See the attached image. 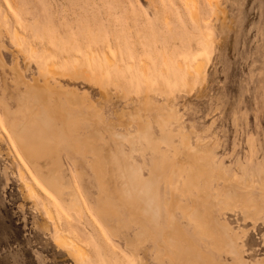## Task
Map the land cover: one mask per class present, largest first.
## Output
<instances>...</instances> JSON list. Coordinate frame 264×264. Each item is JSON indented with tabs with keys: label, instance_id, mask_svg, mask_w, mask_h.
Instances as JSON below:
<instances>
[{
	"label": "rangeland",
	"instance_id": "rangeland-1",
	"mask_svg": "<svg viewBox=\"0 0 264 264\" xmlns=\"http://www.w3.org/2000/svg\"><path fill=\"white\" fill-rule=\"evenodd\" d=\"M0 8V131L3 125L10 129L24 81L48 85L51 101L77 125H69V134L110 161L102 191L91 169L94 155L73 150L68 138L62 159L70 187L60 209L29 194L20 177V168L27 169L0 135V264H79L54 243V223L71 245L85 249L80 264H171L162 230L146 221L154 238H137L141 215H133L137 207L123 190L112 153L120 144L114 131H132L127 139L150 142L143 131L154 126L160 136L159 125L165 128L174 112L176 129L194 145L185 140L192 164L169 175L182 177L173 216L185 232L183 244L217 264H264V0H0ZM5 24L11 33L3 31ZM50 57L70 76L46 69ZM199 58L207 59L204 79L186 90L167 84L178 63ZM152 63L158 75L150 71ZM56 125L61 130L62 120ZM93 133L101 138H88ZM179 140L175 145L183 148ZM149 153L136 156L145 174ZM72 190L84 202L81 211L68 205ZM162 193L171 197L164 185ZM43 201L54 210L52 218ZM168 227L162 219L163 230Z\"/></svg>",
	"mask_w": 264,
	"mask_h": 264
},
{
	"label": "crops",
	"instance_id": "crops-1",
	"mask_svg": "<svg viewBox=\"0 0 264 264\" xmlns=\"http://www.w3.org/2000/svg\"><path fill=\"white\" fill-rule=\"evenodd\" d=\"M28 82L31 83L30 81ZM24 85L27 87V84H25V82ZM26 87L23 94L18 98V109L15 112V117L13 116L10 122V129L13 131L14 136H16L19 147L29 164L32 166V168L37 169L39 175L38 177L61 200L67 202V189L70 186L66 185L65 183L66 172L62 159V148H64L65 144L68 141V138H70L75 142L72 147L73 150L81 153H84L86 151L94 155L95 159L94 162L91 163V169L97 176L98 184L101 190L104 191V189L106 188L105 176L108 172V165L110 161H106L103 153L100 150L96 149L93 145L89 144L88 141L82 140L81 138H77L75 136H71L69 134V125H77L73 120L69 119V115L61 109V106L58 103V111L57 108H48L41 111L42 108L39 109V105H37L39 104V99L35 97V95L29 96L27 94L28 87ZM23 99L26 101H23ZM1 103L4 106V113L7 116L12 114L7 102L2 101ZM46 103L49 107L57 105L55 102L53 103L51 101L50 97H48ZM29 105L34 106L30 109L33 112H29ZM28 106L29 108H27ZM37 108L41 111L40 113ZM42 112H44L45 114H42ZM30 113H32L33 115H30ZM34 114L37 115L35 116L36 120H34ZM46 114H49L48 116L51 117L45 116ZM27 115L30 116L31 119L28 118ZM159 116H161V114ZM32 117H34V122L32 121ZM47 117L50 119V121L47 120ZM172 117L173 119L169 121L168 125L165 128H161V126L159 125L161 135L158 137H156L153 133L154 126L152 132L147 129L143 131V134L150 138V142L139 140L138 138H140V136H135V142L133 140L127 139V137L132 134V131H128L126 133L114 131V136L117 140H119L120 144L118 146L119 151L112 153V158L115 160L117 172L120 178L123 180L122 187L124 192L126 193L129 200L132 201V203L137 207L135 211H132L133 215H136L135 212H139V214L141 215V218L137 221L140 226L139 232L137 233V238H154V234H152L153 232L151 228L148 227L146 223V221H148L153 224L152 227L157 231V233L159 230H162V238H165L166 240V254L170 256L171 264H217L215 260L207 254L204 255L203 253H192L191 243H189L188 246L185 247V245L183 244L184 241L182 240L185 238V232L176 224L175 216H173V210L176 209V205L178 202V195H182L180 191L181 179L179 178L177 181H175L174 179H170L169 175L171 171H174V169L177 170L182 164H186L188 166L192 164V155H190L188 152V149H190L191 146H188L185 140H188L191 144L192 142L188 137H185L182 132H179V130L176 129L174 125L176 112L173 113ZM58 118L62 120V129L60 128L61 130H59L58 126L56 125V120ZM14 119H19L21 121V124L17 126V122L15 123ZM46 120L49 122L52 121L50 124H46V127L49 128L48 130L45 127ZM25 126L31 128H36L37 126L38 128H41V130H39L40 132L30 138L28 144L22 143L21 139L17 135V133H19L20 131L19 127ZM44 128L46 130H44ZM136 128L137 134L139 130V126L137 124ZM50 130L52 131L49 132ZM118 133L123 134L124 138H120L121 136H118ZM58 137L62 139L60 140V138ZM176 137L180 138L179 141L183 145V148H178L175 145ZM88 138L100 139L101 136L99 134L93 133L90 134ZM41 139H44V141H46L47 143L45 144L43 140L41 141ZM39 140L41 141L40 144ZM123 142H127L130 145L129 150H126L124 148ZM29 144H31V147L29 146ZM148 151H150V153ZM148 153L151 158V164L147 165L149 173L145 174V166L143 165V162L138 161L136 156L141 155L142 157H144L148 155ZM150 181L158 182L157 184L156 182L151 184L152 194L149 192ZM57 185L58 187H55ZM163 185L170 191L171 197L168 199L163 197ZM76 194L77 192L75 190H72L71 201L74 200ZM188 196L190 195L188 194ZM107 202L109 203L108 200ZM189 206L190 207L186 205V210H190L188 213H191L192 206L190 204ZM91 210L93 209L91 208ZM162 219L168 220L169 227L166 230H163L162 228ZM54 243L60 248L66 249L69 252L70 256H72L77 261L74 253L71 250L58 245L55 240ZM218 250L223 249H220L218 247Z\"/></svg>",
	"mask_w": 264,
	"mask_h": 264
},
{
	"label": "bare ground",
	"instance_id": "bare-ground-1",
	"mask_svg": "<svg viewBox=\"0 0 264 264\" xmlns=\"http://www.w3.org/2000/svg\"><path fill=\"white\" fill-rule=\"evenodd\" d=\"M1 9V8H0ZM2 24V23H1ZM3 25V24H2ZM11 28H9V26L7 25V24H5V29L3 30V31H5L6 33H11V30H10ZM20 32H16V35L17 34H19ZM1 34H2V29L0 28V36H1ZM14 34V33H13ZM13 39V38H12ZM208 40V39H207ZM32 45V44H31ZM16 46H17V48H20L21 47V41L19 40V38L17 37V44H16ZM15 46V47H16ZM1 47H2V42H1V39H0V62L2 61V57H1ZM18 50V49H17ZM32 50H34V49H32ZM32 50H30V51H32ZM23 51V50H22ZM21 51V52H22ZM19 52H20V50H19ZM65 52V51H64ZM66 52H67V50H66ZM52 53V52H51ZM54 53V52H53ZM59 54V53H58ZM62 56H63V54H62ZM108 56V55H107ZM107 56H106V59H107ZM59 58V57H58ZM58 58H57V60H58ZM78 58V57H77ZM108 58H109V56H108ZM60 59V58H59ZM68 59V58H67ZM16 60V59H15ZM78 60H79V58H78ZM50 61H51V64L50 65H47L48 66V68H46V69H48L51 73H53L54 75H58V76H67V75H69L70 76V73L72 72H70V70H69V72L68 71H66L65 69H62V68H60L59 67V60L58 61H56L53 57H50ZM60 61H61V59H60ZM67 61V60H66ZM108 62L109 61H112L110 58H109V60H107ZM143 61V60H142ZM17 62V61H16ZM91 62V61H90ZM113 62V61H112ZM168 62V61H167ZM3 63V62H2ZM111 63V62H110ZM166 63V62H165ZM1 64V63H0ZM4 64V63H3ZM132 64V63H131ZM66 65V64H65ZM108 65H109V63H108ZM149 65V64H148ZM166 65V67L168 66L167 65V63L165 64ZM3 66H5V65H3ZM75 66V65H74ZM73 66V67H74ZM111 66V65H110ZM143 67L145 66V64H143L142 65ZM150 66V71L151 72H153V74L154 75H158L157 74V72H158V66H157V64L156 63H152V64H150L149 65ZM131 67V66H130ZM163 68H165V66H162ZM177 67H178V69L177 70H175L174 71V75L173 76H169L170 74H168V78H166V80L168 81L167 82V84H169V83H176V84H179V86L181 87L180 89H190V88H192V84L198 79V78H200V79H204L205 77H206V72H207V59H205V58H199L196 62H194V64H192V63H187V64H183V63H178L177 64ZM10 68V67H9ZM40 68V67H39ZM75 69H77L76 67H74ZM149 68V67H148ZM160 68V67H159ZM13 69V68H12ZM170 69V68H169ZM11 70V69H10ZM15 70V69H14ZM17 71H18V69H16ZM42 70V69H41ZM142 70V69H141ZM145 70V69H144ZM167 70V69H166ZM172 70V69H171ZM174 70V69H173ZM172 70V71H173ZM75 71V70H74ZM73 71V72H74ZM159 71H160V69H159ZM168 71V70H167ZM182 71H184V72H182ZM12 72V71H11ZM15 72H13V74H14ZM161 73V72H160ZM74 77H76V75H77V73H76V75L75 74H72ZM132 75V74H131ZM160 75V74H159ZM163 75V74H162ZM15 76L17 77H22V73L20 72L19 73V71H18V73H17V75L15 74ZM16 77H14L13 76V78H15V80H16V83H18L19 81H17V79H16ZM159 77V76H158ZM161 77V76H160ZM163 78V77H162ZM20 80V79H19ZM134 80V79H133ZM163 81V80H162ZM177 81V82H176ZM15 82V81H14ZM20 82H23L22 80H20ZM25 82V84H27V94L29 95V96H32V95H35V97H37L39 100V104H37V105H39L38 107H39V109H41V111L42 110H45V109H48V108H57V111H58V108H59V106H58V104L57 105H55V106H53V107H49L48 106V104L46 103V101H47V99H48V97H50V91L49 90H53L50 86H36V85H34V84H32V83H29L28 81H24ZM154 82V81H153ZM156 83V82H155ZM21 83H19L18 85H20ZM133 84V83H132ZM24 85V84H23ZM168 86V85H167ZM43 88V90L44 91H42V92H40V93H36V88ZM169 87V86H168ZM58 91V90H57ZM64 92V91H63ZM57 98V97H56ZM56 98H55V100H56ZM28 99V98H27ZM35 100V99H34ZM33 100V101H34ZM57 100H59L58 98H57ZM23 101H26V100H24L23 99ZM33 101H31V102H33ZM29 102V101H28ZM56 102V101H55ZM53 104V103H52ZM5 105V104H4ZM34 105V104H33ZM36 105V106H37ZM50 105V104H49ZM29 106H30V108H29ZM27 108H29L28 110H29V112H33V111H31L30 109H31V107H34V106H32V105H29ZM41 106V107H40ZM51 106V105H50ZM5 108H7V107H5ZM38 109V108H37ZM38 109V111H39V113L41 112L40 110ZM22 110V109H21ZM60 110V109H59ZM36 111V110H35ZM28 112V113H29ZM60 112V111H59ZM58 112V113H59ZM163 112H165V111H163ZM44 112H42V114H43ZM32 113H30V115H31ZM45 114V113H44ZM165 114V113H164ZM163 114V115H164ZM29 115V114H28ZM27 115V116H28ZM33 115V114H32ZM49 115V114H48ZM47 114L45 115V116H48ZM130 115V114H129ZM132 115V114H131ZM130 115V116H131ZM1 116V115H0ZM35 116H37V115H35L34 114V117ZM43 116V115H42ZM133 116V115H132ZM34 117H32V121L34 122V120H36V117L34 118ZM48 117H51V116H48ZM47 117V118H48ZM168 117H169V115H168ZM28 118H30L31 119V117L30 116H28ZM33 118H34V120H33ZM38 118V117H37ZM42 118V117H41ZM134 118V117H133ZM133 118H132V120H133ZM1 119L3 120V117H1ZM43 120V119H42ZM47 120H49L50 121V119L48 118ZM45 121V127L47 126L46 124L47 123H51V122H49V121ZM14 121H15V123L17 122V126L19 125V124H21V121L19 120V119H14ZM3 122V121H2ZM130 122V121H129ZM134 122V121H133ZM159 122V121H158ZM135 123V122H134ZM140 123H142V121L140 122ZM168 123V122H167ZM43 125V124H42ZM3 127H4V129H3V131H0V135H3V136H5L6 137V139H7V141L9 142V145H10V148H11V150H10V152H13L14 153V155H15V159H17V160H19V162H21V164H23V168L25 167L26 169H27V173L26 172H24V171H22V169L20 168V177H21V180H22V183H23V185H24V187H25V189H27V191L29 192V194L30 195H32V196H34V193L35 194H38L39 196H40V198H42V196H43V198H45V199H43V200H46V199H48L49 200V202L50 203H52V204H54L55 205V207H57V208H60V207H62V208H64V206H63V203H66V202H64L63 200H61L54 192H52V190L50 189V188H48L45 184H44V182L38 177V176H36V173L34 172V170H33V168H32V166L29 164V162L27 161V159L25 158V156H24V154H23V152H22V150L20 149V147H19V144H18V142H17V138H16V136H14V134H13V131L11 130V129H6V127L3 125ZM20 128V131H19V133H17V135H18V137L21 139V142L22 143H26V144H28L29 143V140H30V138L33 136V135H35V134H37L38 132H40L39 130H41L40 128H34V129H32V128H29L28 126H25V127H19ZM47 128V130L49 129L48 127H46ZM62 129V128H61ZM43 130V129H42ZM44 130H46L45 128H44ZM153 130V129H152ZM16 131V130H15ZM52 130H50L49 132H51ZM17 132V131H16ZM45 132V131H44ZM40 134V133H39ZM60 135V134H59ZM4 138V137H3ZM58 138H60V137H58ZM57 138V139H58ZM140 138H142V137H140ZM62 138H60V140H61ZM143 139V138H142ZM44 141V139H41V141ZM59 140V139H58ZM148 140H150V139H148ZM40 140H39V144H40V142H41ZM50 141V140H49ZM135 142V141H134ZM149 142V141H148ZM31 143V142H30ZM44 143L46 144L47 142L46 141H44ZM188 143V142H187ZM25 144V145H26ZM29 146L31 147V144H29ZM192 147V146H191ZM193 149V148H192ZM192 149H191V151H192ZM193 150H195V149H193ZM29 154H31V153H29ZM196 154V153H195ZM198 155V154H197ZM14 157V156H13ZM194 161V160H193ZM195 162V161H194ZM19 165V164H18ZM22 167V166H21ZM25 170V169H24ZM191 170V169H190ZM192 171V170H191ZM123 176V175H122ZM182 177H180V179H181ZM183 180H186V178L185 179H183ZM192 181V180H191ZM185 183V182H184ZM55 187H58V185L57 186H55ZM58 189V188H57ZM60 189V188H59ZM63 189H64V187H63ZM151 190H152V186H151ZM57 191V190H56ZM59 191V190H58ZM38 197V196H37ZM37 202V201H36ZM48 202V201H47ZM68 204V203H67ZM43 205H44V208H45V210L47 211V213L49 214L48 215V217H50V218H52V214H55V213H52V210L53 209H51L50 207H51V205H49V203L47 204L45 201H43ZM65 205V204H64ZM69 205V207L71 208V209H74V210H77V211H81V210H83L82 208H83V206H84V202L82 201V199L80 198V195H78V193L75 195V197H74V200L73 201H70V203L68 204ZM61 209V208H60ZM58 209H56V211H57ZM54 211V210H53ZM191 214V213H190ZM54 218V217H53ZM54 220V219H53ZM61 223V222H60ZM59 224V223H58ZM201 224V223H200ZM69 225V224H68ZM68 225H66V227H69ZM65 227V226H64ZM64 227H62L61 229H64ZM66 227H65V229H66ZM53 229H54V231H53V233H54V240L56 241V243L58 244V245H60V246H62V247H65V248H68L69 250H71L73 253H74V255H75V257H76V259H77V261L79 262V263H82V262H80V260L82 259V258H84L83 257V255H85V254H83V252H84V248L81 246V245H79V244H77L76 242H74L73 241V244L75 243L76 245H71V243H70V241H68V239L70 238V236H69V238L67 239V234H62L61 233V231H60V227H59V225H58V227L56 226V224L54 223V226H53ZM73 230L71 227H69V230ZM75 230V229H74ZM65 231V230H64ZM68 231V228H67V230H66V232ZM77 231H78V229H77ZM72 232V231H71ZM71 232H70V234H71ZM74 232V231H73ZM64 233V232H63ZM69 233V232H68ZM74 234V233H73ZM76 235V234H75ZM109 236V235H108ZM72 237V236H71ZM73 239V238H72ZM75 240V239H74ZM89 241H92V240H89ZM96 260V259H95ZM99 260V259H98ZM109 261V260H108ZM96 262V261H95ZM101 263V262H100ZM117 263V262H116ZM136 263V262H135ZM119 264V263H118Z\"/></svg>",
	"mask_w": 264,
	"mask_h": 264
}]
</instances>
